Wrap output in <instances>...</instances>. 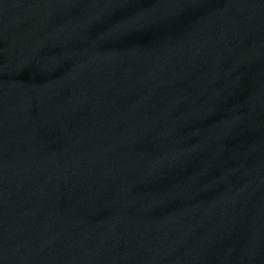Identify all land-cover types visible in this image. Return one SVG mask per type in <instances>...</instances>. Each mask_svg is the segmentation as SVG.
<instances>
[{
  "label": "water",
  "instance_id": "obj_1",
  "mask_svg": "<svg viewBox=\"0 0 264 264\" xmlns=\"http://www.w3.org/2000/svg\"><path fill=\"white\" fill-rule=\"evenodd\" d=\"M0 264H264V0H0Z\"/></svg>",
  "mask_w": 264,
  "mask_h": 264
}]
</instances>
